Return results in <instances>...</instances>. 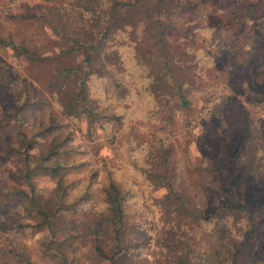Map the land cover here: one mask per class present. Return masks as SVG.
Here are the masks:
<instances>
[{"label": "rangeland", "instance_id": "rangeland-1", "mask_svg": "<svg viewBox=\"0 0 264 264\" xmlns=\"http://www.w3.org/2000/svg\"><path fill=\"white\" fill-rule=\"evenodd\" d=\"M79 1L0 0V192L25 189L18 177L22 158L6 144L15 143L21 132L37 143L32 150L36 157L55 138L60 149L74 151L66 161L81 165L66 175L67 182L82 185L92 169L98 172L90 185L91 201L60 222L55 240L67 263L97 264L94 233L105 248L109 245L108 226L96 212L103 199L105 162L139 189L137 206L126 208L132 212L130 234L118 264H170L172 238L162 220L163 208L153 205L166 191L141 183L138 173L119 162L126 153L139 156L157 138L168 148L167 178L175 193L199 215L210 216L206 224L185 221L194 264H264V0H167L174 11L162 22L168 26L163 34L165 59L184 83L188 105L174 110L168 122L162 115L152 118L133 110L115 124L104 117L120 96L115 90L120 74L107 65V78L81 65L90 70L88 98L100 116L90 130L85 117L76 123L62 117L48 89L56 70L80 64L84 57L82 51L58 57L63 45L71 46V39L82 41L77 37L81 33L97 41V6ZM148 3H140L141 8L147 10ZM120 20L138 51L160 54V47L151 45L157 25L145 30L132 12L123 13ZM49 21L64 31L63 40L49 28ZM104 43L112 47L111 41ZM129 102L117 107L131 110ZM33 183L41 198L54 186L46 176ZM229 205L251 216L250 252L242 238L247 223L231 213ZM17 223L33 225L12 202L0 200V241L19 255L0 253V264L59 263V258L47 255L49 234L44 229L20 228L17 233Z\"/></svg>", "mask_w": 264, "mask_h": 264}, {"label": "trees", "instance_id": "trees-1", "mask_svg": "<svg viewBox=\"0 0 264 264\" xmlns=\"http://www.w3.org/2000/svg\"><path fill=\"white\" fill-rule=\"evenodd\" d=\"M80 1L86 6H90L92 3L97 6V17L94 22L100 28L94 31V35L97 37L95 43L89 41L90 36L81 33L77 37L82 41L71 39V46L63 45L58 52V57H72L81 51L84 54L80 64L56 70L53 80L49 83L50 98L60 115L74 123L78 122L81 117H85L88 130L100 117L88 98L86 80L90 70L84 71L85 67L81 65L88 66L92 70L94 69L97 74L107 78L111 75L107 70V65L120 74L121 81L115 83V90L120 96L113 99V111L104 117L107 118V121L121 124L127 116L126 112L130 113V111L136 110L152 118L162 115L164 121L168 122L174 110L186 108L188 102L184 95L185 85L176 78L165 59L166 48L163 34L168 26L162 22H166L168 15L173 13V5L167 0H149L148 8L144 10L140 3L146 0H129V2L119 0ZM90 11L95 15V11L92 9ZM128 12L134 13L136 20L143 21L145 30L149 24L157 25V28H160L151 38V45L155 48L160 47L159 55H153L152 49L138 51L134 45L133 36L125 32L124 25L120 20V16ZM48 25L56 36L64 39L63 30L50 21ZM149 36H151L150 33ZM107 40L111 41L112 47L107 48L108 45L104 43ZM103 49L106 51L105 54ZM29 56L34 57V53ZM171 58L177 63L180 62L175 57L171 56ZM28 97L25 92L24 98L28 99ZM124 100L131 101L129 102L131 110L117 107V104ZM15 120L20 121L17 117ZM36 146L37 143L34 140L27 139L21 132L18 133L15 143L6 144L9 150L22 158L21 175L18 177L25 189H6L4 192H0V200L12 202L18 214L23 218H29L33 223V225L17 223L15 225L17 233L20 228L44 229L49 234V243L46 246L49 258H59L58 264H68L61 243L56 242L55 237L60 231V222L63 218L75 213L77 209L91 201L90 185L98 172L97 169H92L82 185L76 182H67L66 175L81 167L79 164L66 161L67 156L74 152L73 149H60L61 143H57L54 138L45 150L39 151L34 157L32 150ZM143 150L139 156L126 153V156L120 158L119 162L122 167L133 173H138L141 183H147L152 189L163 188L166 191L164 197L154 201L153 205L163 208L162 220L165 223L166 231L172 238L171 244L174 252L170 264H194L184 224L187 220L206 224L209 222L210 216H201L194 209L187 207L171 187L166 171L168 148L159 139L154 138ZM102 166L105 179L102 186L103 199L96 207V212L108 226L109 245L105 248L101 239L94 233L92 248L97 264H118L119 256L126 249L125 240L130 234L128 219L132 212L126 208L134 206L139 201V189L122 171L105 162L102 163ZM42 176L50 178L54 182V186L48 196L41 198L38 197V191L33 181ZM70 187L71 189L68 190ZM69 191L73 192L72 197L69 196ZM229 211L236 216L241 215L246 221L247 228L242 233V238L245 251L250 252V243L254 234L251 216L247 210L240 206L229 205ZM51 245L55 247L53 248ZM0 253L13 257L19 256L5 241H0Z\"/></svg>", "mask_w": 264, "mask_h": 264}]
</instances>
